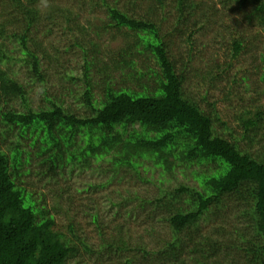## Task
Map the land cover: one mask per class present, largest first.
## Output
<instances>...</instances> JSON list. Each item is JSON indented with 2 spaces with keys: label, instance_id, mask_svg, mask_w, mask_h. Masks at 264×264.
<instances>
[{
  "label": "rangeland",
  "instance_id": "374dc122",
  "mask_svg": "<svg viewBox=\"0 0 264 264\" xmlns=\"http://www.w3.org/2000/svg\"><path fill=\"white\" fill-rule=\"evenodd\" d=\"M68 1L77 24H68L64 19L56 18L57 23L50 34H38L43 50L50 55L57 50L59 57L58 63L54 62V58H40L45 82L39 84L29 75V69L22 60V47L13 38L12 33L16 32V28L14 31L7 28L9 37L0 36V57L7 59L0 64V69L25 87L31 108L46 107L47 97L64 100L66 108L75 112V102L71 96L74 94H68V87L72 84L65 79L66 74L79 80L75 83L77 87L70 86L72 90L85 87L91 90L95 105L101 103L107 89L156 94L160 69L153 47L161 44L176 74L183 80L185 97L213 117L220 134L231 133L241 140L244 128L239 119L242 114L253 112L257 107L264 109V29L252 15L251 6L242 0H196L200 3L197 4L195 16L190 18H180L174 0H108L109 5L131 18L154 26L153 31L136 32L130 31L127 26L120 27L119 31L114 30L117 28L110 22L106 10L99 6V0ZM4 6L0 4V25L9 21L11 15L9 10L4 11ZM59 22L62 23L60 28ZM64 27L70 30L64 32ZM73 27H77V30ZM116 32L121 35L114 34ZM122 34L128 38L123 39ZM234 41L242 46L235 57ZM125 44L132 45L128 50L131 56L125 57L131 60V64L117 54ZM115 57L118 58L117 64L122 62L118 64L117 71L111 61ZM106 64L107 67L104 66ZM1 107L25 110L20 99L7 104L2 102ZM217 118L225 125L227 132L216 122ZM168 126L175 128L172 123ZM2 128L0 122V131ZM115 131H118V126ZM165 132L162 127L138 125L130 132V138L131 141L137 138L155 141ZM256 134V137L255 133L251 136L252 139L255 137L252 153L264 158V127ZM92 135L93 145L101 151L102 160L93 161L82 171L63 169L62 162L58 168L64 171L60 175L52 172L53 164L60 160L55 149L50 147L42 127H30L22 133L18 158L5 143L1 146L7 153L9 175L15 187L23 192L24 206L47 213L60 230L65 231L69 222L76 221L90 236L89 242L92 244L96 242V226L89 222V216L99 213L104 230L119 223L118 220H124L134 241L142 239L158 247L159 239L165 241L172 236L167 218L179 210H185L183 200L190 199L187 194L176 196L175 190L186 186L207 196L211 193L206 186L208 179L221 176L228 169L224 163L205 159L196 153L187 157L190 141L177 133L162 150L151 151L148 155L140 152L131 158L132 167H137L139 172L137 177L125 167L114 173L112 160L118 159L119 151L103 149L99 145L100 140L105 143L112 134L101 127L94 129ZM54 136L62 139L64 135L56 130ZM100 184H104L103 188L94 189ZM90 185L94 191L89 188ZM238 195L225 196L219 204L210 207L198 225L203 235L212 234L219 241L229 243L228 237L234 233L242 217L238 213L244 209L248 198V194H242L245 198ZM68 199H72L70 204ZM112 202H122L125 206L117 208ZM67 208L69 211L65 214ZM232 237L230 240L236 242L237 237ZM231 256L237 259L234 251ZM228 260L225 262L231 263V257ZM94 262L97 263L93 256L91 262L73 260L68 264ZM241 264H244V260Z\"/></svg>",
  "mask_w": 264,
  "mask_h": 264
},
{
  "label": "trees",
  "instance_id": "16d2710c",
  "mask_svg": "<svg viewBox=\"0 0 264 264\" xmlns=\"http://www.w3.org/2000/svg\"><path fill=\"white\" fill-rule=\"evenodd\" d=\"M242 1L251 6L252 15L261 29H264V0ZM68 2L0 0L1 6L5 5L4 11L9 10L11 14L9 21L0 25V36L9 37L7 28L10 27L13 31L16 28V32L12 34L22 47V60L29 69V75L39 84L45 82L40 58H54V62L58 63L59 57L57 50L51 55L43 50L38 34H50L57 23L56 18H62L68 24H77V18L73 16ZM98 2L106 10L114 28H117L114 30L119 31L120 27L127 26L133 32L153 31V24L131 18L117 7L109 5L108 0ZM198 3L200 2L196 0H174L180 18L194 17ZM43 25L45 27L42 30ZM61 25L59 22L58 28ZM74 29L77 30V27ZM69 30L67 27L63 29L64 32ZM124 37L128 38L122 34L123 39ZM131 47L132 45L125 44L118 50V57L129 58L127 56H131V51L128 50ZM241 49V44L234 41L233 57L238 56ZM153 53L160 69L156 94L107 89L101 103L95 105L91 90L86 87L78 91L72 90L70 86H76L75 83L79 80L66 74L65 79L72 84L68 87V94H74L71 96L75 102V112L66 108L64 100L47 97L46 107L36 110L31 108L25 87L0 69V122L3 125L0 131V264H68L73 260L91 262L93 256L96 264H241L243 260L244 264H264V158L252 153L253 139L260 128L264 127V109L257 107L253 112L246 111L242 114L239 119L244 128L241 140L231 133L220 134L213 117L185 97L183 80L176 74L164 47L156 45ZM6 60L5 56L0 57V64ZM117 60L116 57L111 60L115 71L119 68L118 64L122 63L117 64ZM126 60L131 64V60ZM123 65L126 67L125 62ZM15 99H20L25 107L24 111L1 107L2 102L7 104ZM216 122L227 132L218 118ZM170 123L175 126L174 129L169 128ZM138 125L162 127L166 132L155 141L140 138L131 141L130 132ZM30 127H42L50 147L57 152L60 162L54 163L52 168L56 175L62 174L64 170H60L65 167L68 171H82L93 161L102 160L101 151L93 145L92 135L94 129L101 127L112 134L105 143L100 140L101 148H114L120 154L118 159L112 160L114 173L125 167L137 177L139 172L137 167H132L131 158L140 152L148 155L151 151L162 150L166 142L177 133L190 141L187 157L196 153L205 159L222 162L228 169L221 176L208 179L206 186L211 193L207 196L186 186L175 190L176 196L187 194L190 199L183 200L185 210H179L167 218L172 236L165 241L159 239L158 247L142 239L134 241L124 220L116 219L119 223L104 230L99 213L89 216V222L96 226V242L92 244L89 242L90 236L85 234L76 221L69 222L65 231L60 230L47 213L24 206L23 192L15 187L9 175L7 153L1 146L5 143L18 158L22 133ZM56 130L63 133L62 139L54 136ZM254 133L255 137L252 139ZM93 156L94 159H91ZM62 162L64 167L59 169ZM103 186L104 184H100L94 189ZM89 188L93 189L92 185ZM233 194H239L242 198H245L242 194H248V198L244 209L238 213L242 217H238L239 223L235 226L234 233L228 237L229 243L219 241L212 234L203 235L198 226L200 220L210 207L219 204L223 197ZM68 200L70 204L72 199ZM111 204L117 208L125 206L122 202ZM67 211L68 208L65 214ZM232 235L237 237L236 242L230 240ZM233 251L237 253V259L231 256ZM230 257L231 263H227Z\"/></svg>",
  "mask_w": 264,
  "mask_h": 264
}]
</instances>
